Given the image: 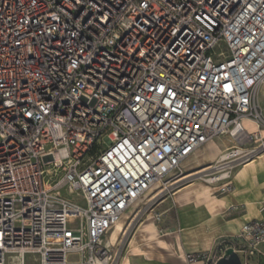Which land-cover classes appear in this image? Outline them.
<instances>
[{
	"label": "built area",
	"instance_id": "2783aa9c",
	"mask_svg": "<svg viewBox=\"0 0 264 264\" xmlns=\"http://www.w3.org/2000/svg\"><path fill=\"white\" fill-rule=\"evenodd\" d=\"M263 82L264 0H0V264H118L128 207L208 139L235 145L184 177L232 192L264 155L243 124L264 126ZM227 247L264 260V220L184 257L214 264Z\"/></svg>",
	"mask_w": 264,
	"mask_h": 264
},
{
	"label": "crops",
	"instance_id": "0c3cea01",
	"mask_svg": "<svg viewBox=\"0 0 264 264\" xmlns=\"http://www.w3.org/2000/svg\"><path fill=\"white\" fill-rule=\"evenodd\" d=\"M257 102L264 116V82L258 88ZM244 123L250 131L264 133L261 127L256 128L247 121ZM203 147L208 153V146L204 144ZM219 151L218 155L223 150ZM232 183V192L221 196L214 195L210 185L187 183L176 188L170 197L157 202L147 216L152 220L151 223L146 224L142 231L148 234L153 229L156 235L164 234L162 238L158 236L156 241L157 245L163 242L168 250L142 254L149 264H212L189 263L184 256L202 252L213 255L218 245L229 242L245 221L264 220V155L237 167L233 172ZM133 205L128 210L133 209ZM155 214H159V220L155 219ZM119 231L115 235L111 234V242H116ZM164 258L163 263L161 260Z\"/></svg>",
	"mask_w": 264,
	"mask_h": 264
},
{
	"label": "rangeland",
	"instance_id": "374dc122",
	"mask_svg": "<svg viewBox=\"0 0 264 264\" xmlns=\"http://www.w3.org/2000/svg\"><path fill=\"white\" fill-rule=\"evenodd\" d=\"M261 128L264 129V126H261ZM214 141L219 145L218 148H220L221 150H224L225 147L235 145L234 142L227 136L216 137L214 138ZM205 145L208 146V153L207 151H205L203 146L198 148L195 152H193L192 156L182 164L181 169L177 170L175 176L177 178L174 179L173 177L171 179H165L162 182L158 183L150 192L143 195L139 200L136 201V203L133 205V209H129L125 212V215L121 217L119 222L116 224V227L112 231V235H115L114 233H117V231H119L117 229H121L119 231V234H117V239L113 247V252H116L118 250V254L120 256L118 264H149V260L146 259L142 254L147 253L148 251L155 252L168 250L163 242H159L160 245H157L156 238L158 236H161L162 238L164 234L157 233L158 235H156L153 229H150V233L145 234L142 230L145 228L144 226L146 224L151 223L152 221L147 217L151 212L152 207L161 199L170 197L176 191V188L187 184V181L189 180L184 176H189L190 173L208 166L217 158L220 149H209L210 142L208 144L205 143ZM249 145H253V143ZM46 168L51 167L48 166ZM55 174V176L43 174V181L54 186L62 176L61 172L59 171H56ZM193 182L207 185L199 180ZM170 184L172 185L170 186ZM165 185L168 186V188L162 190ZM62 194L64 195V197L69 200L75 201L80 206L86 205L85 201L79 194H70L65 189L62 190ZM153 198H155L154 201H151ZM81 223H83L81 218H74L73 222L70 225L73 227H80ZM117 226L119 228H117ZM148 226L152 228L151 225ZM238 254L242 261H246L249 264H254L253 260H248L242 251H238ZM135 255L138 257H133ZM131 256L132 258H130ZM25 258L27 264H38L37 255L27 254ZM68 258L73 264L81 259V255L79 253H74L70 254ZM161 261H163L164 263L165 258ZM166 261H170V259H166ZM259 264H264V260H261Z\"/></svg>",
	"mask_w": 264,
	"mask_h": 264
},
{
	"label": "water",
	"instance_id": "95a60500",
	"mask_svg": "<svg viewBox=\"0 0 264 264\" xmlns=\"http://www.w3.org/2000/svg\"><path fill=\"white\" fill-rule=\"evenodd\" d=\"M214 264H242V262L239 254L232 247H227Z\"/></svg>",
	"mask_w": 264,
	"mask_h": 264
},
{
	"label": "bare ground",
	"instance_id": "6f19581e",
	"mask_svg": "<svg viewBox=\"0 0 264 264\" xmlns=\"http://www.w3.org/2000/svg\"><path fill=\"white\" fill-rule=\"evenodd\" d=\"M245 121L249 122L250 124H252V125L255 126L256 128H259L260 126L257 125V124H255V122H253V121L250 120L249 118H244V119H243V124H244V126L247 128L248 132H258V134H260L261 137H264V134H262V133H261L260 131H258V130H256V131H250V130L248 129V127L245 125V123H244ZM209 142H210V147H209V149H210V148H215V149L218 148L217 144H215V142L213 141V139H208L205 143L208 144ZM205 143H204V144H205ZM204 144H203V145H204ZM218 149H219V148H218ZM191 154H193V153H191ZM191 154H190V155H191ZM190 155H189V156H190ZM183 162H184V161H183ZM181 167H182V165H181ZM160 182H161V181H160ZM160 182H157V183H155L154 185H152L150 188H148V189L146 190V192H145L143 195H145V194H147L148 192H150V191L153 189V187L156 186V185H157L158 183H160ZM156 195H157V194H156ZM133 204H134V203H133ZM133 204H132V205H133ZM132 205H131V206H132ZM131 206H130V207H131ZM130 207H128V208H130ZM127 210H128V209H127ZM127 210H126V211H127ZM118 228H119V227H118ZM80 255H81V259L84 258V254H83V253H81ZM95 264H101V263L98 261V262H96Z\"/></svg>",
	"mask_w": 264,
	"mask_h": 264
}]
</instances>
